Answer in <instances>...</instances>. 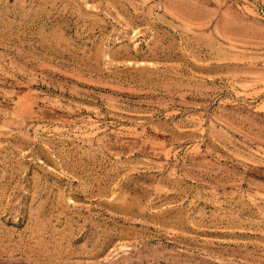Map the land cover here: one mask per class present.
<instances>
[{"label": "rangeland", "instance_id": "rangeland-1", "mask_svg": "<svg viewBox=\"0 0 264 264\" xmlns=\"http://www.w3.org/2000/svg\"><path fill=\"white\" fill-rule=\"evenodd\" d=\"M0 264H264V0H0Z\"/></svg>", "mask_w": 264, "mask_h": 264}]
</instances>
